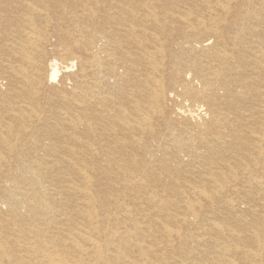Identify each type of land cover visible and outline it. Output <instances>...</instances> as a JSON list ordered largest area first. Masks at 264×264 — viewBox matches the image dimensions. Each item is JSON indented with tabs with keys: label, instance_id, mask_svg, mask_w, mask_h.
I'll return each instance as SVG.
<instances>
[{
	"label": "bare ground",
	"instance_id": "6f19581e",
	"mask_svg": "<svg viewBox=\"0 0 264 264\" xmlns=\"http://www.w3.org/2000/svg\"><path fill=\"white\" fill-rule=\"evenodd\" d=\"M0 264H264V0H0Z\"/></svg>",
	"mask_w": 264,
	"mask_h": 264
}]
</instances>
